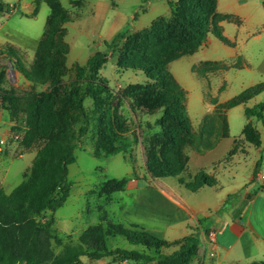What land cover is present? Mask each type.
Returning a JSON list of instances; mask_svg holds the SVG:
<instances>
[{"label": "trees", "instance_id": "trees-1", "mask_svg": "<svg viewBox=\"0 0 264 264\" xmlns=\"http://www.w3.org/2000/svg\"><path fill=\"white\" fill-rule=\"evenodd\" d=\"M33 1L35 8L29 14L31 17L37 15L43 0ZM44 1L51 11L36 49V65L28 69L18 58L15 62V68L33 86L48 84V89L40 100L35 95L32 101L29 98L26 105L25 115L30 129L23 146L25 151H36L32 165L25 172L23 181L10 193L0 188V264H81L83 256L91 259L114 256L117 261L131 260L143 264H192L198 255L199 245V238L194 234L171 242L137 224L126 226L119 221L102 219L85 229L77 241L66 243L54 226V217H46L48 212L52 214L62 207L71 192L73 182L68 179V166L76 161V149L89 130V115L84 105L87 96L94 98L95 109L102 120L94 154L110 156L126 152L130 143L122 136L126 123L116 111L114 120L110 112L108 82L99 77V70L109 54L96 52L85 65L76 66L75 78L63 80L69 69L66 60L70 50L64 39L67 34L65 24L73 21L76 14L65 8L61 0ZM75 1L81 8L84 6V0ZM217 1H171L170 17L161 16L149 27L134 33L127 28L117 33L111 41H105L107 47L112 49L123 43L117 57L119 68L140 70L147 77L143 83L129 85L125 95L152 108H165L160 119L162 141L155 136V142L147 152L148 169L156 178L179 177L181 182H185L181 179V172L186 157L181 162L179 157L171 156L170 148H184L187 143L195 144L196 141L198 144L194 146L200 153L214 148L220 140L230 136L228 111L246 104L264 91V81H260L228 100L219 101L215 96L210 99L214 105L212 113L204 116L197 132L194 130L186 110L187 91L172 74L168 64L195 53L210 34L233 45L220 24L233 16L219 13ZM111 3L116 6L117 0H111ZM0 5L6 9L11 7L2 0ZM239 59L231 65L221 61H202L193 66V71L200 78L207 79L209 72L247 64L242 56ZM224 87L225 84L220 90ZM0 97L7 98L2 92ZM245 114L248 118L264 122V101L246 106ZM81 120L84 122L76 131L74 127ZM242 135L254 146L264 145L254 120L246 123ZM157 143H161L158 150L155 149ZM260 167L261 160L255 166L254 177ZM128 184V178L111 179L103 182L100 188L109 201L114 193L125 190ZM213 184L204 171L195 174L192 184L186 182L192 191ZM116 236H123L144 249L110 248L107 242L110 237ZM59 246L62 247L58 249ZM171 246L177 249L170 254L162 253L163 248ZM253 264H264V260Z\"/></svg>", "mask_w": 264, "mask_h": 264}, {"label": "rangeland", "instance_id": "rangeland-1", "mask_svg": "<svg viewBox=\"0 0 264 264\" xmlns=\"http://www.w3.org/2000/svg\"><path fill=\"white\" fill-rule=\"evenodd\" d=\"M2 1L9 4L17 0ZM26 1L29 0H23V2ZM171 1L177 3L179 0H117V5L105 12L99 23H89L86 17L79 21L80 15L85 14L84 16H86V5L81 8L75 0H61L65 8L72 14H76L73 21L65 24L67 34L64 39L71 50H69L70 54L68 53L66 60L69 69L62 78L65 81L75 78L76 66L85 65L90 56L96 52L101 51L109 54L108 60L99 70V77L105 78L108 82L111 92L108 106L114 120L116 111L126 123L122 136L130 143V148L126 152L110 156L94 154L102 120L101 114L95 109L94 98L87 96L84 105L89 115V130L76 149V161L68 166V179L73 182L71 192L62 207L52 214L48 212L46 215L47 218H50L54 213L58 228L69 226L71 229L77 230L89 226V223L90 225L98 223L100 219L117 221L121 202L127 194L123 191L116 192L108 201L106 194L102 193L100 188V185L107 180L128 178L131 185V181L134 179H139L140 182L159 179L154 177L148 169L147 152L148 148L153 146L155 136L160 137L162 141L163 126L160 119L165 108H152L125 95V90L129 85L143 83L147 77L140 70L119 68L117 57L123 43L120 47L112 49L107 47L105 41L112 40V38H107V35L112 23L119 16L127 13L133 14L130 25L127 27L130 33L141 31L161 16L170 17L172 15ZM14 5L17 4H13L7 9L0 5V21L5 22L2 32L11 37L8 41L0 42V92L7 96L6 99L0 97V119L3 118V115L5 118L1 125L2 128H0V175L4 178L3 188L7 193H10L23 181L25 172L31 167L36 155L35 152L25 151L23 146L30 129L25 115L27 102L29 98V101H32V97L35 95L40 100L41 95L48 89V84L33 86L32 82L15 68V62L18 58L28 69L36 65L37 47L30 50L22 44L28 43L41 30L46 29V19L50 14V7L43 3L37 17L34 18L29 16L35 8L34 1L33 9L30 11L23 9L19 4ZM220 9L242 13L253 12L254 14L251 20L239 16L241 22L223 21L225 34L236 45L229 46L210 34L195 54L182 56L168 64L171 72L180 79L181 84L188 91L186 110L195 129H198L203 116L209 111L210 99L216 96L220 101H225L246 87L264 81V0H249L247 3L240 0H220ZM20 13L27 17L20 15L12 17ZM254 34H260V36H254ZM240 56L246 59L245 66H231L227 70L209 72L207 79L199 78L193 71V66L199 65L202 61L219 60L231 65L238 62ZM11 65L14 66L15 71H12ZM223 84L225 87L220 90ZM208 93L210 94L208 95ZM260 98L264 100V93L260 95ZM228 118L230 136L224 139L219 149L209 157L193 158L189 164L190 155L192 150H195L194 145H197L198 141L195 144L187 143L183 146L184 148L176 146L170 148L171 156L179 157L181 162L186 157L181 179L188 184H192L195 174L198 173L191 174L189 167L193 168L198 164L207 165L211 159L228 156V150L232 144L235 147H242L247 142L242 135L247 122L244 105L231 108ZM83 122V120L78 122L74 129L77 131ZM255 126L264 139V124L256 120ZM2 133L6 135L3 141L1 140ZM195 133H193L194 137ZM160 146L161 143H157L155 149L158 150ZM249 159V157L246 158L247 161ZM214 168L216 169V166ZM262 168L264 172V160ZM207 174L215 183V178L211 174ZM172 178L167 177L166 179L172 180ZM124 224L129 225L126 222ZM194 233L199 235L197 232ZM107 244L110 248L144 249L142 245L132 244L123 236L110 237ZM61 247L59 246L58 249ZM173 251L172 247L162 249L164 254H170ZM85 260L87 259L85 258Z\"/></svg>", "mask_w": 264, "mask_h": 264}, {"label": "crops", "instance_id": "crops-1", "mask_svg": "<svg viewBox=\"0 0 264 264\" xmlns=\"http://www.w3.org/2000/svg\"><path fill=\"white\" fill-rule=\"evenodd\" d=\"M247 1L249 0H245V3ZM43 3L48 5L43 0L40 4L41 7ZM9 4H19L23 9H27V11L33 9V0L26 2L17 0ZM85 5L86 16H84L85 14L80 15L79 21L84 20V17H86L89 23H99V20L105 12L113 6L111 0H84ZM217 11L221 14L233 16L231 19L226 18L223 21L241 22L239 16L249 20L254 16L253 12L242 13L229 11L228 9L221 10L220 0L217 1ZM17 15L27 17L21 15V13L15 14L12 17ZM37 15L32 17L35 18ZM131 16L133 18V14L127 13L115 19L109 29L107 38H114L117 33L127 29V26L130 25ZM223 21L220 23L222 27ZM4 27L5 22L0 21V42L8 41L11 38L7 33L3 34ZM44 30H41L39 34L31 38V41L28 43H23L22 46L24 45V47L34 50V47L36 48L38 46ZM223 32L225 34L224 28ZM254 36H260V34H254ZM231 41L233 45H227L235 46L236 43L233 40ZM10 42L12 41L10 40ZM69 59L70 56L68 57ZM172 74L174 75V73ZM175 78L181 84L180 79L176 76ZM181 86L187 91L182 84ZM262 93L250 99L246 104H240L244 105V112L246 106H254L264 101L260 98ZM209 104V111L206 114L212 112L214 109V105L212 103ZM249 120L256 121L253 118L247 117V122ZM4 121L5 118L3 115V118L0 119V128H2L1 125H3ZM260 122L264 124L263 121ZM199 127L195 129L193 124L195 131H198ZM5 138L6 135L2 133L1 140L3 141ZM224 139L220 140L214 148L204 153H200L196 149L192 150L189 164L193 158L209 157L212 153H215ZM243 145L242 147H235L232 144L228 150V156L225 155L219 159H211L207 165L198 164L193 168L189 167L191 174L204 171L215 178L213 185L201 186L196 191L189 189L186 182H181L179 177H173L172 180H167V177H162L151 182H140L139 179L132 180L131 185L129 182L127 188L123 190L127 196L121 202L120 211L117 214V221L122 223L126 222L129 225L131 223L137 224L158 237L171 242L180 240L191 234L196 235L194 232H197L199 234L198 255L192 264H253L263 261L264 172L262 166L264 160V145L254 146L249 142H245ZM31 152L36 153V151ZM248 157L250 158L249 161L246 160ZM259 160H261V167L257 176L254 177L255 166ZM215 166L216 169L214 168ZM3 182L4 178L0 175V188L3 187ZM54 220L55 228L64 237L66 243L72 240L77 241L81 233L91 226L89 223V226L77 230H73L69 226L62 227L61 229L56 226L55 217ZM171 247L174 248V251L177 249L176 246ZM81 259V264H143L131 260L117 261L114 256H105L101 259H91L88 256H83ZM150 263L155 264L154 262Z\"/></svg>", "mask_w": 264, "mask_h": 264}, {"label": "water", "instance_id": "water-1", "mask_svg": "<svg viewBox=\"0 0 264 264\" xmlns=\"http://www.w3.org/2000/svg\"><path fill=\"white\" fill-rule=\"evenodd\" d=\"M11 69H12V71H15V68H14V66H13V65H11Z\"/></svg>", "mask_w": 264, "mask_h": 264}]
</instances>
